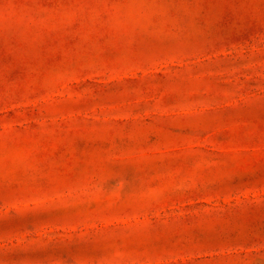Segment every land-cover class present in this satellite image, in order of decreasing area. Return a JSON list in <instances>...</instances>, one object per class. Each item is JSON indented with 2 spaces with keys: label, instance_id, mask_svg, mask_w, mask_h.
Instances as JSON below:
<instances>
[{
  "label": "rangeland",
  "instance_id": "374dc122",
  "mask_svg": "<svg viewBox=\"0 0 264 264\" xmlns=\"http://www.w3.org/2000/svg\"><path fill=\"white\" fill-rule=\"evenodd\" d=\"M0 264H264V0H0Z\"/></svg>",
  "mask_w": 264,
  "mask_h": 264
}]
</instances>
